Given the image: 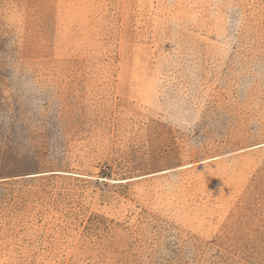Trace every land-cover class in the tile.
<instances>
[{
	"label": "rangeland",
	"instance_id": "374dc122",
	"mask_svg": "<svg viewBox=\"0 0 264 264\" xmlns=\"http://www.w3.org/2000/svg\"><path fill=\"white\" fill-rule=\"evenodd\" d=\"M0 264H264V0H0Z\"/></svg>",
	"mask_w": 264,
	"mask_h": 264
}]
</instances>
